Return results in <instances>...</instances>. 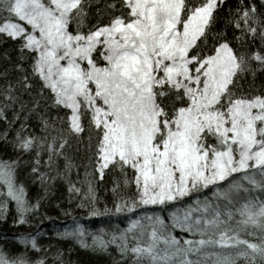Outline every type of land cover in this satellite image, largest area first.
<instances>
[{
    "label": "snow or ice",
    "instance_id": "snow-or-ice-1",
    "mask_svg": "<svg viewBox=\"0 0 264 264\" xmlns=\"http://www.w3.org/2000/svg\"><path fill=\"white\" fill-rule=\"evenodd\" d=\"M227 5L0 0V45H13L19 74L14 85L0 72V95L15 105L17 88H37L56 110L40 117L42 135L21 123L10 141L16 158L0 159V216L14 204L23 225L39 211L17 182L24 155L45 185L56 177L41 168L64 157L69 171L64 150L87 130L94 173L114 174L115 202L98 209L86 180L78 206L90 217L125 214L127 227L90 233L74 220L59 239L93 252L114 247L120 264H264V87L254 90L264 75V0H238L222 16ZM0 139L9 143L8 133ZM69 192L81 189L70 184ZM41 235L22 236L15 252L0 250V264H66Z\"/></svg>",
    "mask_w": 264,
    "mask_h": 264
},
{
    "label": "trees",
    "instance_id": "trees-1",
    "mask_svg": "<svg viewBox=\"0 0 264 264\" xmlns=\"http://www.w3.org/2000/svg\"><path fill=\"white\" fill-rule=\"evenodd\" d=\"M237 2L238 0H228V5L224 8L221 15L223 16L227 12L228 7L234 8ZM223 27V20L221 19L217 28L222 29ZM229 35H231L230 32ZM6 53L11 59L5 58ZM16 55L11 43L0 45V72L7 70V81H11L14 85L19 75L13 69ZM7 81L0 78V88H3ZM252 83L251 78H249L245 84V88L247 89ZM262 87H264V75L258 74L254 82V90L261 89ZM14 94L20 98L15 105L5 101L3 96L0 95V110L4 112V117L0 118V136L7 132L9 141V143H6L3 139H0V159L4 160L15 159L17 156V153L11 147L10 141L15 137L21 123L25 125L29 133L42 135L40 117L44 116L47 119L49 116L54 117L56 115V110L48 108V101L45 97L39 95L37 88H34L31 94L17 88ZM37 101L39 103L38 107H36ZM6 103L9 105L8 107H5ZM21 104L25 106L23 110H21ZM63 113L64 110H61L60 115L63 116ZM85 126L87 127L86 121ZM91 143L94 145V138ZM93 151L94 148L90 149L89 133L87 130L82 134V138H72L69 146L64 150L67 162L72 165L71 169L65 171L66 160L64 157H61L57 161L56 166L52 170H49L46 166L42 167L41 171L49 172L51 176L56 177L54 180L49 179L45 185H41L39 179L33 178L31 174V157L24 155L21 158L20 166L17 169V182L24 185L30 203L35 204L39 200L40 208L37 213L29 214L26 217L27 223L21 225L18 223L15 205H9L7 213L0 216V250L15 252L17 249H22L23 246L19 244V239L22 236L37 233L47 223V220L58 221L61 219L60 226L69 223L71 220L72 222L75 220L90 233H99L100 230L112 232L117 229H123L127 225L128 220L125 214L90 217L86 208L78 206L84 199L83 194L88 190L86 180H92L96 196V207L101 211L105 207L114 209L115 196L112 191L114 174L106 173L103 180L99 179L98 175L94 173L95 161L92 158ZM44 159H47L46 155ZM57 171L61 174L60 176H57ZM86 172L92 175L86 177ZM70 184L80 188L81 192L70 193ZM134 191L135 188L133 186L130 190H124L121 194L127 196L131 195ZM152 210L147 209L149 213ZM65 213L69 214L66 215ZM163 215L167 216V213H163ZM20 228H30L31 230L27 231L29 233L22 234L17 231ZM42 230L45 233L38 237V241L46 248L51 245L53 252L57 250L62 252L66 264H120L121 257L114 247L110 248L106 253L93 252L90 249L81 248L73 240L59 239L57 234L63 231H46L44 227ZM173 234L177 238H191L187 233H182L179 230H176ZM88 242L91 243L90 237L88 238Z\"/></svg>",
    "mask_w": 264,
    "mask_h": 264
},
{
    "label": "bare ground",
    "instance_id": "bare-ground-1",
    "mask_svg": "<svg viewBox=\"0 0 264 264\" xmlns=\"http://www.w3.org/2000/svg\"><path fill=\"white\" fill-rule=\"evenodd\" d=\"M61 221V219H59L58 221H53V220H47V223H45L43 226H42V228L44 227V229H46V231L48 230V231H55V230H60V231H64L66 228H69V227H71V226H73V222H72V220L71 221H69V223H65L63 226H60V222ZM80 224V223H79ZM42 228L39 230V231H37V232H39V233H45V232H43V230H42ZM31 229L30 228H20V229H18L17 231H19L20 233H22V234H26V233H29V232H27V231H30ZM42 230V231H41ZM34 233H35V231H33ZM36 234V233H35ZM19 242V241H18Z\"/></svg>",
    "mask_w": 264,
    "mask_h": 264
},
{
    "label": "rangeland",
    "instance_id": "rangeland-1",
    "mask_svg": "<svg viewBox=\"0 0 264 264\" xmlns=\"http://www.w3.org/2000/svg\"><path fill=\"white\" fill-rule=\"evenodd\" d=\"M149 210H152V209H151V206L149 207ZM125 227H127V225H126ZM125 227H123V228H125Z\"/></svg>",
    "mask_w": 264,
    "mask_h": 264
}]
</instances>
